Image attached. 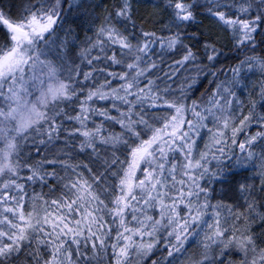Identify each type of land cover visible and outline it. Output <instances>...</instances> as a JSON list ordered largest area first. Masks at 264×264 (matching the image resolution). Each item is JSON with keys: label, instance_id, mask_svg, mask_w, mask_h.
I'll use <instances>...</instances> for the list:
<instances>
[{"label": "snow or ice", "instance_id": "1", "mask_svg": "<svg viewBox=\"0 0 264 264\" xmlns=\"http://www.w3.org/2000/svg\"><path fill=\"white\" fill-rule=\"evenodd\" d=\"M82 7L0 0V264H264V0H158L160 35L114 0L81 41Z\"/></svg>", "mask_w": 264, "mask_h": 264}, {"label": "trees", "instance_id": "2", "mask_svg": "<svg viewBox=\"0 0 264 264\" xmlns=\"http://www.w3.org/2000/svg\"><path fill=\"white\" fill-rule=\"evenodd\" d=\"M76 2L77 3L83 2V7L73 12L72 17L69 20L68 26L73 28L76 34L80 35V39L82 41L85 33L88 36L93 35V33L91 31H88V29L90 27H94L97 23H99L97 17L103 18L105 8H110L114 0H76ZM157 2L158 0H141L140 12L135 17L136 23L140 26L134 30L136 33H139L142 28L143 31H149V32L156 31L158 35L161 34L159 32V29L162 27V25L157 23L156 21L163 18L165 16V13L162 10H157L153 7V4ZM198 19L203 21V23L199 25V28L205 30L206 32H212V33L219 32L221 40L220 43L217 45V47L221 48L224 55L221 57V62L218 65V67H222L224 71L227 72L229 67H232L237 63L236 53L235 50L231 47L232 42L230 41L228 34L220 31L214 21L206 19L204 17H199ZM188 31L189 33L195 32L197 31V28L191 27L188 29ZM185 43L191 44L192 42L186 40ZM157 51H159V48H157ZM164 58L169 63L173 59V57H169L167 55ZM174 58L179 59V56L177 55ZM102 66L103 65H99L98 67H102ZM84 70L88 71L89 69L85 68ZM261 81H264V77H262L259 73H257L256 75H250L249 78L250 87L246 89V92L248 94H251L254 90L258 91ZM207 86L208 85L205 83L204 88H207ZM173 87H175V85H173ZM204 88H201L200 91H203ZM197 96H199V92H197ZM241 99H245V97H241ZM116 131H119V129L117 128ZM252 131H255V129H252ZM202 135L204 134L202 133ZM206 142H207V136L204 135L203 141L197 142L199 150L204 149V143ZM44 155L45 153L42 151L39 156L35 157V159L37 160L43 159ZM244 175H247L250 178L248 180V183L256 185L257 190H259L260 181L259 178L256 177V174L252 171H249L247 173H244ZM236 179L242 180V176H238L236 177ZM34 190L36 193L48 192V188L41 186H35ZM223 202L225 204L234 203V201L231 198L223 199ZM242 202L243 201H241V203ZM213 203H215V201H213ZM209 223H211V220H209ZM201 250L202 249L199 246V240H198L196 244H192L189 247L188 256H193ZM233 259H235V257H233Z\"/></svg>", "mask_w": 264, "mask_h": 264}]
</instances>
